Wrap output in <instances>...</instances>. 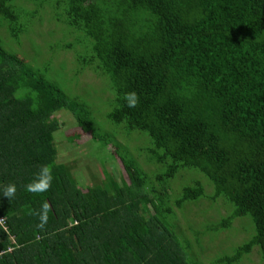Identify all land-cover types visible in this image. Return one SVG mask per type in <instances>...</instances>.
<instances>
[{
  "label": "trees",
  "instance_id": "obj_1",
  "mask_svg": "<svg viewBox=\"0 0 264 264\" xmlns=\"http://www.w3.org/2000/svg\"><path fill=\"white\" fill-rule=\"evenodd\" d=\"M21 1L38 0H0V264H193L192 244L177 240L167 218L201 197L224 207L217 232L244 216L254 226L219 261L243 264L257 247L264 264V0H41L85 39L77 72L88 68L107 84L112 134L98 130L80 96L5 47L20 45L33 24H18ZM62 108L80 131L112 144L126 178L78 186L71 165L56 159L53 115ZM132 131L148 136L144 161L161 170L147 172L116 142ZM44 166L50 187L28 191ZM193 170L213 193L197 176L169 205V180ZM8 184L16 186L11 199ZM44 205L47 222L38 227ZM209 232L199 230L201 251Z\"/></svg>",
  "mask_w": 264,
  "mask_h": 264
},
{
  "label": "rangeland",
  "instance_id": "obj_2",
  "mask_svg": "<svg viewBox=\"0 0 264 264\" xmlns=\"http://www.w3.org/2000/svg\"><path fill=\"white\" fill-rule=\"evenodd\" d=\"M21 3L27 8L21 9V18L18 24L23 30L28 28V19L29 23L33 21V24L27 34L21 36L20 45L13 47L2 39L5 47L15 52L18 50L19 55L27 63L37 67L47 79L55 80L67 95L80 96L93 111L98 130L102 133L112 134L114 126L108 122L105 116L108 108H110V99L108 98L111 97L108 88H106L107 84L102 77L88 68L77 72L78 65L75 53L76 51L77 53L81 52L79 49L84 48L82 42L85 39L82 34L73 30L70 31L71 29L69 30L59 19L60 17L56 16V14H60V10L55 9L58 13H54L53 9L48 8V4H43L48 3L47 1L38 0L32 4L28 1H21ZM0 31L6 38L4 30ZM67 43H71V47L66 48ZM35 52H37L36 55H34ZM53 116L58 123V128L54 131V144L57 149L56 159L58 162L71 165L72 175L82 190H85L95 180L104 179L106 174L114 178L120 176L126 178L124 168L112 144L105 145L101 141L93 140L88 133L80 131L76 127L73 113L69 110L62 108ZM132 132L137 133L136 131ZM120 133L115 137L116 142L123 145L127 144L130 153L136 157L144 170L147 172L161 170L159 165L144 161L145 155L148 156L146 154V147H149L147 135L142 134L143 137H138V133L132 134L128 140H125ZM139 145L142 146L143 152L140 155L134 149ZM192 173L195 174L194 177L187 172H178L169 180L167 184L170 188L168 192L170 195L169 205L174 203L184 185L192 184L194 180H198L197 176L203 180V184H208L211 187L210 194L213 193V186L205 176L195 170ZM207 190L209 192L210 188L207 187ZM205 192L208 194L207 191ZM182 206L180 209L173 206L176 216L174 214L168 216L167 222L174 230L179 242L183 244V240L186 239L192 244V252L187 248V254L189 258L194 260L193 264H224L219 259L230 255L234 247L247 241L253 234L254 226L248 216L236 218L231 229L221 233L217 232L216 225L224 217L218 214L225 213L221 202L216 204L201 197L193 201H185ZM205 229L210 231V234L204 236L203 242L206 248L201 251L202 247L199 246L198 234L199 230ZM195 233H197L196 242ZM201 245H203L202 240ZM197 255L199 257H196ZM246 257L247 255L242 258L243 264H258L257 247H254L252 253Z\"/></svg>",
  "mask_w": 264,
  "mask_h": 264
},
{
  "label": "clouds",
  "instance_id": "obj_3",
  "mask_svg": "<svg viewBox=\"0 0 264 264\" xmlns=\"http://www.w3.org/2000/svg\"><path fill=\"white\" fill-rule=\"evenodd\" d=\"M129 107H134L137 101L136 94L134 92L126 94L124 97ZM52 181L51 169L44 166L40 169L37 179L27 186V190L33 193L46 192L50 187ZM16 194L15 184H8L3 188V196L7 199H11ZM47 205H44L39 213L38 227H43L47 222Z\"/></svg>",
  "mask_w": 264,
  "mask_h": 264
},
{
  "label": "built area",
  "instance_id": "obj_4",
  "mask_svg": "<svg viewBox=\"0 0 264 264\" xmlns=\"http://www.w3.org/2000/svg\"><path fill=\"white\" fill-rule=\"evenodd\" d=\"M3 222H4L3 218H2V217H0V224H2V225H3Z\"/></svg>",
  "mask_w": 264,
  "mask_h": 264
}]
</instances>
